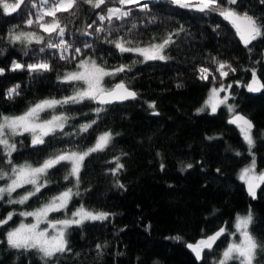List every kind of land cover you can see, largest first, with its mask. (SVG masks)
Segmentation results:
<instances>
[{
	"label": "trees",
	"instance_id": "trees-1",
	"mask_svg": "<svg viewBox=\"0 0 264 264\" xmlns=\"http://www.w3.org/2000/svg\"><path fill=\"white\" fill-rule=\"evenodd\" d=\"M221 2L264 24V0H237L235 5ZM145 3L147 9L142 8ZM117 6L130 11V15L114 17L111 22L99 20L108 8ZM41 7L48 5L41 6L40 0H25L11 14L0 8V68L5 70L0 75V114L20 115L39 100L71 95L74 88L82 85L63 83L58 77L76 71L79 61L89 58L108 70L126 66L125 71L105 77L103 84L110 88L124 82L136 92V98L108 106L88 100L58 106L56 114L73 118L62 132L46 137L44 145L33 147L27 133L13 138L18 148L11 157L13 164L28 162L35 166L59 151L86 150L102 133H112L104 150L84 160L78 188L75 178L64 180L68 166L61 164L49 171L48 186L25 204H8L7 197L0 201V219L8 212L17 213L0 227V241H4L0 243V264H45L35 250L8 247L5 233L21 221H30L19 212L33 211L69 187L80 195L72 198L67 212L52 213L50 219H63L80 205L110 215L104 221H85L69 228L66 236L70 251L57 254L48 264H216L231 237L228 233L234 231L235 217L247 215L249 210L253 215L249 230L264 242V184L253 198L238 178L240 169L252 157L239 128L228 123L232 113L227 105L216 113L197 112L213 86L232 84L228 105L254 123L252 152L258 167L264 168V89L249 92L245 87L251 82L252 69L264 83V36L245 46L231 23L218 13L181 8L170 0H143L139 5L106 0L100 8L78 0L72 10L57 13L65 27L63 39L72 45L63 52L47 47L49 43H59L61 37L49 35L36 23H26L29 18L36 20ZM44 20L49 22L52 17ZM98 28L104 30L97 32ZM11 32L36 33L43 39L13 42ZM121 37L131 40L133 47L161 43L171 37L163 53L167 59L145 61L137 53H121L111 43ZM76 47L81 48V53H75ZM62 55L67 58L61 59ZM13 61L24 65L47 61L51 71L32 73L26 67L12 71ZM217 62L230 64L235 72L225 69L228 75L221 77ZM201 68L209 70L208 79H200ZM16 85L19 95L8 99L7 90ZM98 107L103 111L96 113ZM51 114L50 110L43 116ZM93 120L87 132L80 131V125ZM117 162L123 167L114 174ZM0 167L10 173L11 165L2 149ZM7 182L0 180V187ZM29 190L30 185L17 189L12 198L18 199ZM221 227L226 228L225 235L198 262L187 244ZM254 264H264V253H257Z\"/></svg>",
	"mask_w": 264,
	"mask_h": 264
},
{
	"label": "snow or ice",
	"instance_id": "snow-or-ice-1",
	"mask_svg": "<svg viewBox=\"0 0 264 264\" xmlns=\"http://www.w3.org/2000/svg\"><path fill=\"white\" fill-rule=\"evenodd\" d=\"M25 0H0V8L3 9L5 14H11L20 9ZM84 3L90 5L92 8H100L101 5L106 3V0H83ZM174 5L181 8H195L200 12H216L227 20L235 28L237 35H239L241 41L247 46L258 37L264 36V24L258 23V20L247 12L241 14L231 7H225L221 0H170ZM78 0H40L41 6L48 5V7H41L37 14L36 20L29 18L26 23L31 26L33 23L47 32L49 35L55 33L61 37L60 42L57 44L49 43L48 48L61 49L63 52H67L72 45L68 44L64 39L65 27L61 26V22L57 16L58 12H68L77 6ZM121 5L140 4V0H118ZM228 5H235L237 0H226ZM35 7V4L33 5ZM142 8L147 9L148 4H143ZM130 11H125L123 8H108L106 15L99 16L100 21L108 20L109 22L115 17L116 19H123L128 17ZM52 17V20L45 22L44 17ZM90 26V25H89ZM135 27V25H133ZM103 28L96 29L97 32L103 31ZM9 38L15 41H27L31 43L33 40L40 42L43 37L37 36L31 32H11ZM114 46L121 53H137L142 56L145 61L148 60H165L167 57L163 54L164 49L171 43V37L165 38L161 43H150L147 46H131V40H125L121 37L118 40L111 41ZM85 47H91L89 44H85ZM40 51H44L43 48ZM75 53H81V48L76 47ZM28 53L25 52V55ZM61 59L67 57L61 56ZM215 62V61H214ZM218 68L216 69L221 77H226L229 71L235 72L230 64L223 62H217ZM27 68L29 72L40 73L51 71V65L47 61H40L37 63H30L27 65L21 64L17 61H13L11 64V70L16 71ZM76 71H70L64 73L58 77L63 83L69 84H81L82 86L73 89L72 94L65 96L61 99L45 98L34 103L27 108L20 115H3L0 114V149L3 150V155L7 158V164L11 165L10 173L0 167V180H7L3 187H0V201H3L7 197L8 204H25L29 199L37 196L41 193L42 189L46 188L49 181L46 177L51 169L56 168L58 165H67V172L64 176V180L75 178V187L79 186L80 171L83 167L84 160L94 152L104 150L112 139L111 132H104L98 138H96L95 144L88 147L86 150H63L49 155L48 158L35 166L31 163L25 162L23 164H13L11 159L12 154L18 151L17 143L14 141V137L23 136L29 134L31 136V145L33 147L37 145H44L46 143L45 138L55 136L60 131L62 132L65 125L68 123L70 117L64 113L56 114L57 107H63L65 105L82 104L84 101H93L100 105L112 103L113 101H123L127 99H135L136 93L129 90L124 82L116 83L113 87L106 88L103 85V80L108 76H115L116 74L125 71L126 66L121 65L113 70H108L106 67L98 64L93 59L80 60L76 65ZM4 69L0 68V75L4 73ZM201 75L200 79H208L209 70L207 68L199 69ZM215 79V77H213ZM231 85L227 88L224 85H220L219 88L212 87L210 89L208 98L205 100L204 105L197 109V112H203L206 108H210L212 113H215L219 106L227 105L228 112L232 113V118L228 121L230 124H234L239 128V131L243 137L244 142L248 146V153L252 157L250 163L242 168L239 173V180L247 185V191L250 196L255 198L256 189L264 184V171L259 173L256 171V159L252 149L255 147V140L252 136V130L254 125L245 116L235 112V108L232 105H228L229 96H220L221 92H227ZM249 92H259L264 89V83H261L257 77L255 69L251 70V82L246 85ZM19 85L10 88L6 92L8 99L13 98L14 95H19ZM150 108H154V104H149ZM52 111L50 118L42 119L41 114ZM96 113L103 111L98 107L94 110ZM95 121L91 123L80 125L81 132H87L92 127ZM236 155H241L237 152ZM123 165L117 162V167L113 169L115 174ZM163 167V165L161 166ZM191 167V165H188ZM219 171V169H217ZM30 185L31 190L26 191L18 199L12 198L13 193L17 189L24 188ZM121 187H123L121 185ZM80 195L79 191H73V188H66L64 191L59 192L56 195L49 197L40 207L33 211H21L18 213L21 217H33V223H24L21 221L18 226L6 231L5 240L8 247L24 250L25 252L33 251L41 254V259L45 264L57 254H63L66 251H70L67 241V230L72 226H81L85 221H104L109 217V213L102 211H90L85 209L83 205H80L74 211H71L70 215L65 216L63 219H49L51 213H63L68 211L69 203L74 196ZM17 215L15 212H8L7 216L0 219V227L7 225L9 221L13 219V216ZM253 221V215L251 210L247 215L235 217L234 228L235 232L228 233L231 236L238 234V240H232L226 244V247L221 253V257L216 264H254L257 259V253H264V242L258 241L249 230ZM46 224L45 228H41L40 225ZM51 229V232H49ZM226 228L221 227L214 234L207 236L204 239L199 240L195 244H188L187 247L192 250L196 258L199 260L202 258V253L205 249H212L217 240L225 235ZM179 240L180 237H175ZM4 243V241H0ZM100 245H97L99 248Z\"/></svg>",
	"mask_w": 264,
	"mask_h": 264
},
{
	"label": "rangeland",
	"instance_id": "rangeland-1",
	"mask_svg": "<svg viewBox=\"0 0 264 264\" xmlns=\"http://www.w3.org/2000/svg\"><path fill=\"white\" fill-rule=\"evenodd\" d=\"M141 1H143V0H140V2H141ZM115 8H121V7L117 6V7H115ZM35 34H36V33H35ZM36 35H37V36H40V35H38V34H36ZM33 41H36V40H33ZM26 42H27V41H26ZM257 77H258V75H257ZM103 81H104V80H103ZM247 84H248V83H247ZM247 84H246V85H247ZM103 85H104V84H103ZM223 85H224L226 88H227L228 85H231V86H232V84H226V85L223 84ZM246 85H245V87H246ZM104 87H105V86H104ZM213 87H217V88H219L220 85H219V86H213ZM246 88H247V87H246ZM209 92H210V91H209ZM208 95H209V94H208ZM225 95H228V96H229V99H230V97H231V95H232V93H231V88H229V89L227 90V92H221V93H220V96H221V97H223V96H225ZM207 98H208V96H207ZM207 98H206V99H207ZM227 103L229 104V100H228ZM221 106H223V105H221ZM221 106L218 107L217 111L219 110V108H220ZM205 111H209V112H211V109H210V108H206ZM217 111H216V112H217ZM216 112H215V113H216ZM211 113H212V112H211ZM41 116H42V119L50 118V117H44V116H43V113L41 114ZM254 154H255V153H254ZM255 159H256V155H255ZM249 163H250V162H249ZM249 163H248V164H249ZM248 164H247V165H248ZM247 165H246V166H247ZM256 165H257L256 171H257L258 173H259L260 171H264V168H263V169H260V168L258 167L257 159H256ZM244 167H245V166H244ZM244 167H242V168H244ZM242 168H241V169H242ZM241 169H240V170H241ZM239 173H240V172H239ZM238 176H239V175H238ZM244 184H245V183H244ZM245 185H246V184H245ZM246 188H247V185H246ZM257 191H258V188L256 189V196H257ZM256 196H255V197H256ZM51 214H52V213H51ZM51 214H50V215H51ZM50 215H49V216H50ZM27 218H29L30 221L26 222V224H27V223H33V222H34V218H33V217H27ZM49 219H50V218H49ZM50 220H51V219H50ZM40 227H41V228H45V227H46V224L42 223V224L40 225ZM249 228H250V227H249ZM49 232H51V229H49ZM233 232H235V228H234V231H233ZM230 236H231V235H230ZM234 239H235V240H238V239H239L238 234H237L236 236H231V237L229 238V242H231V241L234 240Z\"/></svg>",
	"mask_w": 264,
	"mask_h": 264
},
{
	"label": "water",
	"instance_id": "water-1",
	"mask_svg": "<svg viewBox=\"0 0 264 264\" xmlns=\"http://www.w3.org/2000/svg\"><path fill=\"white\" fill-rule=\"evenodd\" d=\"M126 85V84H125ZM127 86V85H126ZM128 88V87H127ZM129 90H131V91H133V92H135L134 90H132V89H130V88H128ZM136 93V92H135ZM132 100H134V99H127V100H123V101H113L112 103H109V104H105V105H101V106H108V105H114V104H121V103H124V102H127V101H132ZM98 104V103H97ZM98 105H100V104H98ZM238 114H241V115H243V116H245L244 114H242V113H238ZM246 117V116H245ZM232 118V116L230 117V119ZM247 119H249L248 117H246ZM229 119V120H230ZM250 120V119H249ZM251 122H252V120H250ZM252 124L254 125V123L252 122ZM234 125V124H233ZM236 126V125H235ZM254 128H255V126H254ZM254 128H253V130H254ZM252 130V131H253ZM214 234V233H213ZM212 235V234H211ZM224 236V235H223ZM223 236H221L218 240H217V242H216V244H214L213 245V248L212 249H205L204 250V252L202 253V258L201 259H197L196 258V256H195V254L192 252V250L191 249H189L188 247H187V249H188V251L193 255V257L198 261V262H202V260H203V256H204V253L205 252H207V251H211V250H213L218 244H219V242L221 241V239L223 238ZM197 243V242H196ZM189 244H195V243H189ZM188 245V244H187Z\"/></svg>",
	"mask_w": 264,
	"mask_h": 264
}]
</instances>
